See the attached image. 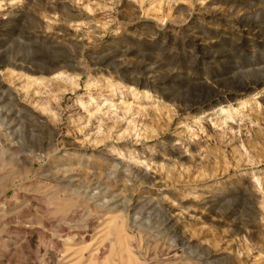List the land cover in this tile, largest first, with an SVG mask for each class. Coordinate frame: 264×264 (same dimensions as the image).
Returning a JSON list of instances; mask_svg holds the SVG:
<instances>
[{
    "label": "rangeland",
    "instance_id": "rangeland-1",
    "mask_svg": "<svg viewBox=\"0 0 264 264\" xmlns=\"http://www.w3.org/2000/svg\"><path fill=\"white\" fill-rule=\"evenodd\" d=\"M0 264H264V0H0Z\"/></svg>",
    "mask_w": 264,
    "mask_h": 264
}]
</instances>
